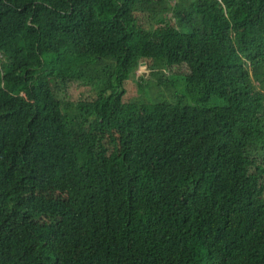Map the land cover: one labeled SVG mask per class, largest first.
<instances>
[{
    "label": "trees",
    "instance_id": "1",
    "mask_svg": "<svg viewBox=\"0 0 264 264\" xmlns=\"http://www.w3.org/2000/svg\"><path fill=\"white\" fill-rule=\"evenodd\" d=\"M0 264H264V0H0Z\"/></svg>",
    "mask_w": 264,
    "mask_h": 264
},
{
    "label": "rangeland",
    "instance_id": "2",
    "mask_svg": "<svg viewBox=\"0 0 264 264\" xmlns=\"http://www.w3.org/2000/svg\"><path fill=\"white\" fill-rule=\"evenodd\" d=\"M79 73L88 79L90 70L85 65L79 67ZM189 74V69L186 65L169 67L163 76L164 85H158L159 81L150 76V70L144 63L140 64L136 76L133 79L131 93L128 95L135 99L153 101L164 99L173 101L178 95L185 93V77ZM144 78V80L141 79ZM89 80V79H88ZM87 80V81H88ZM105 87L104 80L95 81L93 89L101 91ZM147 101V102H148Z\"/></svg>",
    "mask_w": 264,
    "mask_h": 264
}]
</instances>
